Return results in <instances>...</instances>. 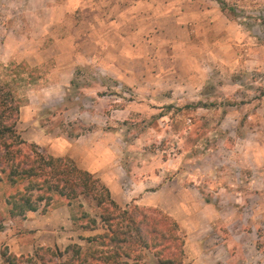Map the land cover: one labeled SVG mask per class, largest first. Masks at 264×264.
Wrapping results in <instances>:
<instances>
[{
	"label": "rangeland",
	"instance_id": "rangeland-1",
	"mask_svg": "<svg viewBox=\"0 0 264 264\" xmlns=\"http://www.w3.org/2000/svg\"><path fill=\"white\" fill-rule=\"evenodd\" d=\"M220 1L226 7L222 16L232 24L228 52H196V65L185 66V71L180 65L173 83L164 78L150 91L109 79L91 96L106 102L100 118L85 125L73 119L69 128L61 126L59 119L50 124L71 134L94 124L114 134L110 138L116 142L125 171L122 181L113 186L120 197L115 202L121 207H155L174 218L184 237V264H264V16L260 13L264 0ZM50 14L51 10L40 8V0H0V82L12 86L21 105L28 90L40 84L37 79L48 71L50 62L29 68L19 55L36 48L33 42L40 38V21ZM56 28L58 36L66 25ZM51 40L45 36L42 44ZM82 75L94 77L85 68ZM72 95L70 91L66 96ZM124 105L130 107L125 118L118 112ZM85 109L95 113L99 106L79 105L74 113ZM18 117L19 134L36 135L24 114ZM23 140L20 149L28 158L40 152L50 155L39 143ZM4 167L0 159V195L7 199L22 193L25 181L10 184ZM31 194L36 196L35 191ZM141 198L155 203L134 202ZM79 200L80 207L76 201L70 203L68 215L57 213L62 217L56 242L44 233L40 237L44 244L28 257L30 262L21 264H60L69 255L64 248L70 243L86 251L88 244L80 238L99 230L75 229L86 219H77L75 226L70 216L78 218L83 210L97 219L98 209L89 198ZM61 204L66 201L53 195L44 213ZM41 206L39 201L38 211ZM141 255L147 264H156L151 252L143 250Z\"/></svg>",
	"mask_w": 264,
	"mask_h": 264
},
{
	"label": "crops",
	"instance_id": "crops-1",
	"mask_svg": "<svg viewBox=\"0 0 264 264\" xmlns=\"http://www.w3.org/2000/svg\"><path fill=\"white\" fill-rule=\"evenodd\" d=\"M217 4L216 0H40V8L51 10V14L40 21V38L33 42L36 48L20 52L19 59L29 68L46 62H50V67L36 78L40 84L28 90L26 102L18 109V115L24 114L29 129H35L36 135L20 133V137L39 143L52 156L69 157L78 167L96 174L111 198L119 200L113 186L122 181L125 171L116 142L110 138L114 134L94 124L71 134L64 128L52 127L50 122L59 119L61 126L69 128L68 122L73 119L77 125H85L100 118L106 102L92 100L91 96L105 88L109 79L150 91L164 78L173 83L180 65L184 71L185 66L196 65V52H228L232 24L222 16ZM60 24L66 28L57 36L54 32ZM45 36L52 40L42 44ZM10 55L16 56V52ZM84 68L94 77H84ZM70 91L74 95L68 98ZM68 105H72L70 110ZM79 105L99 109L95 113L90 109L74 113ZM57 106L62 107L61 112H54ZM129 109L128 105L118 109L122 114L119 117L125 118ZM18 122L19 117L16 125ZM134 202L155 203L144 198ZM68 207L61 204L46 213L37 208L10 216L6 199L0 195V264L30 262L28 257L44 244L40 242L44 233L56 242V228L62 217L57 213L68 215Z\"/></svg>",
	"mask_w": 264,
	"mask_h": 264
},
{
	"label": "trees",
	"instance_id": "trees-1",
	"mask_svg": "<svg viewBox=\"0 0 264 264\" xmlns=\"http://www.w3.org/2000/svg\"><path fill=\"white\" fill-rule=\"evenodd\" d=\"M216 1L221 10L226 8L224 2ZM19 106L12 86L0 82V159L5 163L6 180L10 184L25 181L22 193L6 199L9 215L34 211L39 201L40 211L44 212L53 195L64 199L67 205L76 201L79 207L82 205L79 198H89L98 209L97 219L83 210L78 218L70 217L75 226L77 219H86L77 228L99 232L82 237L88 244L84 252L77 244L67 245L64 252L69 255L60 264H147L142 259L143 250L151 252L156 264H184V237L170 215L155 207L119 206L98 178L69 157L40 152L35 154L36 158H28L20 149L26 141L16 130Z\"/></svg>",
	"mask_w": 264,
	"mask_h": 264
},
{
	"label": "built area",
	"instance_id": "built-area-1",
	"mask_svg": "<svg viewBox=\"0 0 264 264\" xmlns=\"http://www.w3.org/2000/svg\"><path fill=\"white\" fill-rule=\"evenodd\" d=\"M260 13L262 14V16H264V11H261Z\"/></svg>",
	"mask_w": 264,
	"mask_h": 264
}]
</instances>
